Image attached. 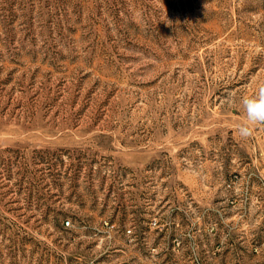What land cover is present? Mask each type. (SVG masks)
<instances>
[{"label": "rangeland", "instance_id": "rangeland-1", "mask_svg": "<svg viewBox=\"0 0 264 264\" xmlns=\"http://www.w3.org/2000/svg\"><path fill=\"white\" fill-rule=\"evenodd\" d=\"M261 84L264 0H0V264H264Z\"/></svg>", "mask_w": 264, "mask_h": 264}, {"label": "clouds", "instance_id": "clouds-1", "mask_svg": "<svg viewBox=\"0 0 264 264\" xmlns=\"http://www.w3.org/2000/svg\"><path fill=\"white\" fill-rule=\"evenodd\" d=\"M226 102L230 105L235 104L232 97L227 98ZM240 105L244 111V118L237 126V133L242 138H248L252 136L257 126L264 125V84L259 86L256 94L243 96Z\"/></svg>", "mask_w": 264, "mask_h": 264}, {"label": "built area", "instance_id": "built-area-1", "mask_svg": "<svg viewBox=\"0 0 264 264\" xmlns=\"http://www.w3.org/2000/svg\"><path fill=\"white\" fill-rule=\"evenodd\" d=\"M66 224H70V220L69 219L66 220ZM128 231H131V230L129 229Z\"/></svg>", "mask_w": 264, "mask_h": 264}]
</instances>
